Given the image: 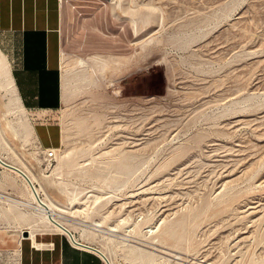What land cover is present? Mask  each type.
Masks as SVG:
<instances>
[{
  "label": "rangeland",
  "instance_id": "obj_1",
  "mask_svg": "<svg viewBox=\"0 0 264 264\" xmlns=\"http://www.w3.org/2000/svg\"><path fill=\"white\" fill-rule=\"evenodd\" d=\"M82 1L80 37L74 10L61 49L68 100L54 113L69 135L58 154L78 165L60 166L19 126L0 75L2 162L110 264H143L133 243L186 264H264V0ZM93 55L124 66L100 69ZM27 189L0 164V196L20 203L0 198L5 246L39 217Z\"/></svg>",
  "mask_w": 264,
  "mask_h": 264
},
{
  "label": "crops",
  "instance_id": "obj_2",
  "mask_svg": "<svg viewBox=\"0 0 264 264\" xmlns=\"http://www.w3.org/2000/svg\"><path fill=\"white\" fill-rule=\"evenodd\" d=\"M81 3L0 0V52L6 57L14 91L28 115L29 133L44 149L62 145L61 129L54 121L62 103L61 49L74 10L80 37ZM100 18L93 12L92 27L97 31ZM53 232L33 238L10 237L6 246L0 243V264H106L95 248L83 243L74 247L67 232Z\"/></svg>",
  "mask_w": 264,
  "mask_h": 264
},
{
  "label": "bare ground",
  "instance_id": "obj_3",
  "mask_svg": "<svg viewBox=\"0 0 264 264\" xmlns=\"http://www.w3.org/2000/svg\"><path fill=\"white\" fill-rule=\"evenodd\" d=\"M138 32L139 31H138L137 27H134L135 35H138ZM89 59L92 60V62H94V64L97 65L100 69H103L105 66H107L109 61L114 64V67H112V68L115 71L120 72L121 71L120 65L124 66V60L123 59L114 58L112 56L93 55V56L89 57ZM79 60H80V65L85 66L86 61H84V59H82V58ZM0 75L3 78L5 90L7 91V93L10 95V97L14 101L16 111H17L19 118H20L19 126L21 128H23L24 130H28V127H29L28 120L24 116V110H23L22 106L20 105L19 100H18L16 93L14 91V88H13V85H12V82H11V79L9 76V72H8V63H7L6 57L2 53H0ZM124 78L125 77H122L119 79L117 78V80L120 81ZM117 80L113 79V81H117ZM65 87H66V82H65L64 75H62V104H65L68 100V94L65 90ZM68 136L69 135L66 132V128H64V133L62 136V144L68 143ZM58 151H59V149H49V151H47V155L48 156H53V155L56 156V158L59 160L60 166L63 165L64 163L66 164V166L67 165L70 166L73 164V163L71 164L72 155L70 153L58 154ZM2 161H3V159L0 156V164L1 165H2ZM73 165L77 166L78 164H73ZM10 166L19 171L18 172L16 170L12 169L18 175H20L23 178L24 182L26 183V185L30 191V196L32 198V203H29V205H31V207L38 213V216H39V217H37L38 218L37 220L31 219L28 221V224H27L28 229L27 228L26 229L29 233V237L33 238L34 235L36 234V231L40 230L39 229V223H41L42 227H43L41 230H51V231H58V232H62V233L67 232L72 237V235L70 233L71 232L70 228L64 223L65 218L63 219L59 214H57L55 212V210H54V208L50 202L45 201L42 198H39V199L37 198L35 190L32 189V187L30 186V183L28 182V180H29L32 183V178L29 177L25 171L15 167V166H12V165H10ZM0 198L3 199L4 197L0 196ZM4 199H6L8 201L10 200L7 198H4ZM11 199H13V198H11ZM10 201H12V200H10ZM12 202H15L18 205H20L19 202H16L14 200ZM129 204H130V208H132L131 211H134L137 209L136 205L134 203H132V201H130ZM93 226L94 227H90V228H92L96 231H99L101 233H104V234L113 235L110 232L115 231L114 228H109V231H105V232L101 231L99 228L100 227L99 223H95V224H93ZM22 232L23 231L20 232V236L22 235ZM173 234H174V232H173L172 228L168 227L162 231L161 238H165V239L171 238L173 236ZM139 242H142V241H139ZM155 247H156V245H155ZM99 253L103 256L106 263L110 264L109 260H107V257L105 256V254L103 252H99ZM127 253L129 255H131L133 259H135L139 263H143V264H170V261H171L170 259H172L173 261H178V262H175V264H183V262H185V260L179 254L170 253L166 250L159 249V248H158V250H154L153 248H148L144 244H140V243H133L131 245H127ZM196 261H198V260H196ZM185 264H186V262H185ZM190 264H192V262ZM208 264H210V263H208Z\"/></svg>",
  "mask_w": 264,
  "mask_h": 264
},
{
  "label": "built area",
  "instance_id": "obj_4",
  "mask_svg": "<svg viewBox=\"0 0 264 264\" xmlns=\"http://www.w3.org/2000/svg\"><path fill=\"white\" fill-rule=\"evenodd\" d=\"M62 1V0H60ZM115 2V0H102V4L105 5V4H113ZM47 151H49V149H45V152L47 153ZM72 235V234H71ZM72 240H73V243L72 245L74 247H78V246H81V241H79L77 238H75L73 235H72Z\"/></svg>",
  "mask_w": 264,
  "mask_h": 264
},
{
  "label": "water",
  "instance_id": "obj_5",
  "mask_svg": "<svg viewBox=\"0 0 264 264\" xmlns=\"http://www.w3.org/2000/svg\"><path fill=\"white\" fill-rule=\"evenodd\" d=\"M2 164H4L5 166H7V167H9V168H11V169H14V170H16V171H18L17 169H15V168H13V167H11L10 165H7V164H5V163H3L2 162ZM19 172V171H18ZM28 180V179H27ZM28 182L30 183V186L32 187V189H33V185L31 184V182L28 180ZM29 237V233H28V231H23L22 232V238H28ZM96 250V249H95ZM97 252H99L98 250H96Z\"/></svg>",
  "mask_w": 264,
  "mask_h": 264
}]
</instances>
